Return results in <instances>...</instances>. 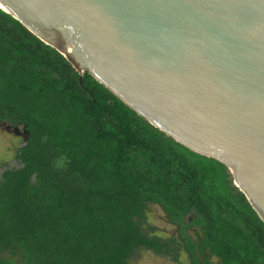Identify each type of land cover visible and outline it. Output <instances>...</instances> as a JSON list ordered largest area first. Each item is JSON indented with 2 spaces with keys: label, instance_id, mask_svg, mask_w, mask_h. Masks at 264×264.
Here are the masks:
<instances>
[{
  "label": "trees",
  "instance_id": "trees-1",
  "mask_svg": "<svg viewBox=\"0 0 264 264\" xmlns=\"http://www.w3.org/2000/svg\"><path fill=\"white\" fill-rule=\"evenodd\" d=\"M31 135L0 179V264H264V220L228 166L150 123L0 7V111ZM160 205L177 234L144 230ZM153 232V231H152Z\"/></svg>",
  "mask_w": 264,
  "mask_h": 264
},
{
  "label": "water",
  "instance_id": "water-1",
  "mask_svg": "<svg viewBox=\"0 0 264 264\" xmlns=\"http://www.w3.org/2000/svg\"><path fill=\"white\" fill-rule=\"evenodd\" d=\"M150 123L224 162L264 220V0H0Z\"/></svg>",
  "mask_w": 264,
  "mask_h": 264
},
{
  "label": "rangeland",
  "instance_id": "rangeland-1",
  "mask_svg": "<svg viewBox=\"0 0 264 264\" xmlns=\"http://www.w3.org/2000/svg\"><path fill=\"white\" fill-rule=\"evenodd\" d=\"M20 146L18 137L0 128V179L7 169L19 168L20 161L16 157L17 147ZM144 230L161 238L177 234V229L168 218L163 208L158 204H149L146 218L143 220ZM153 231V232H152ZM190 257L183 245L180 246L179 259L173 255L158 254L149 249H138L131 258V264H186Z\"/></svg>",
  "mask_w": 264,
  "mask_h": 264
},
{
  "label": "flooded vegetation",
  "instance_id": "flooded-vegetation-1",
  "mask_svg": "<svg viewBox=\"0 0 264 264\" xmlns=\"http://www.w3.org/2000/svg\"><path fill=\"white\" fill-rule=\"evenodd\" d=\"M5 114L4 112L1 110L0 111V128L3 131H6L16 137L19 138L20 140V146L17 147V150L22 147L23 145H25L27 143V141L30 138V131L27 128L26 124H13L12 122H10L8 119L4 118ZM16 150V151H17Z\"/></svg>",
  "mask_w": 264,
  "mask_h": 264
}]
</instances>
